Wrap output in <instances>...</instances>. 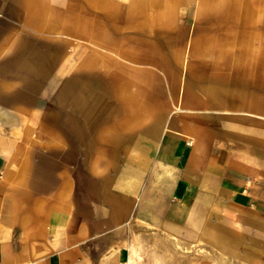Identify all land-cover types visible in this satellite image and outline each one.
I'll return each mask as SVG.
<instances>
[{"label":"crops","instance_id":"obj_1","mask_svg":"<svg viewBox=\"0 0 264 264\" xmlns=\"http://www.w3.org/2000/svg\"><path fill=\"white\" fill-rule=\"evenodd\" d=\"M228 3L0 0V264H264V0Z\"/></svg>","mask_w":264,"mask_h":264},{"label":"rangeland","instance_id":"obj_2","mask_svg":"<svg viewBox=\"0 0 264 264\" xmlns=\"http://www.w3.org/2000/svg\"><path fill=\"white\" fill-rule=\"evenodd\" d=\"M218 1H220V0H218ZM233 1H237V0H233ZM257 3H258V0H249V5L251 6V7H250V11H252V8H253ZM245 11H246V10H245ZM122 13H123V16H124V13H125V9H124V8H123ZM130 264H134V261L132 260V261L130 262Z\"/></svg>","mask_w":264,"mask_h":264},{"label":"bare ground","instance_id":"obj_3","mask_svg":"<svg viewBox=\"0 0 264 264\" xmlns=\"http://www.w3.org/2000/svg\"><path fill=\"white\" fill-rule=\"evenodd\" d=\"M229 1H232V0H220V1H218L219 3H223V5H226L225 3H228ZM228 5H230L229 3H228ZM229 8V7H228Z\"/></svg>","mask_w":264,"mask_h":264}]
</instances>
